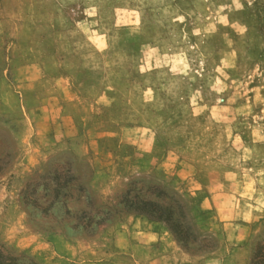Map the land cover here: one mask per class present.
<instances>
[{
	"label": "rangeland",
	"instance_id": "obj_1",
	"mask_svg": "<svg viewBox=\"0 0 264 264\" xmlns=\"http://www.w3.org/2000/svg\"><path fill=\"white\" fill-rule=\"evenodd\" d=\"M0 264H264V0H0Z\"/></svg>",
	"mask_w": 264,
	"mask_h": 264
}]
</instances>
